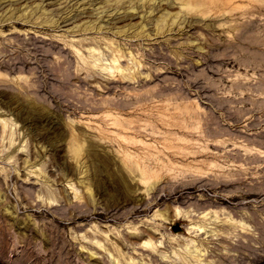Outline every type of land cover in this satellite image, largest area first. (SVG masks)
I'll list each match as a JSON object with an SVG mask.
<instances>
[{"label":"rangeland","instance_id":"obj_1","mask_svg":"<svg viewBox=\"0 0 264 264\" xmlns=\"http://www.w3.org/2000/svg\"><path fill=\"white\" fill-rule=\"evenodd\" d=\"M160 258L264 264V0H0V264Z\"/></svg>","mask_w":264,"mask_h":264},{"label":"bare ground","instance_id":"obj_2","mask_svg":"<svg viewBox=\"0 0 264 264\" xmlns=\"http://www.w3.org/2000/svg\"><path fill=\"white\" fill-rule=\"evenodd\" d=\"M179 1H181V0H179ZM183 5H188V3H185V4H183ZM249 142H250V140H249ZM239 156V155H238ZM248 158H249V156H248ZM141 171V170H140ZM147 172H149V171H143L142 173H143V175H145ZM241 174V173H240ZM237 177V176H236ZM224 178V177H223ZM238 178H240V177H238ZM221 179V178H220ZM143 182H147V178H144V180H143ZM215 212V211H214ZM177 213V212H176ZM202 216H205L206 215V213H203V214H201ZM201 216V217H202ZM211 221L212 220H204V219H199V220H197V221H192L193 223L192 224H190V225H187V226H185V231H186V233L187 234H190V235H200V234H207V229L208 228H211L210 227V223H211ZM217 222V221H216ZM224 223V225H225V227H222V228H220V230H222V232H225L226 233V230L228 229H235V228H237V227H239L240 229L242 228V229H247V224H245V222L244 221H242L241 219L240 220H232V219H227V220H225V221H223ZM215 224V223H214ZM229 233V232H228ZM192 235V236H193ZM208 235V234H207ZM205 237H207V236H205ZM182 238V237H181ZM151 239V238H150ZM176 240H178V239H176ZM153 241V240H152ZM204 242V241H203ZM202 244V243H201ZM149 245V244H148ZM186 245H187V243H186ZM141 246H143V247H147V244L146 243H143V245H141ZM185 246V245H184ZM143 249V248H142ZM145 249H147L151 254H149V255H156V252H157V250H155V246L154 247H147V248H145ZM144 250V249H143ZM146 251V250H145ZM195 251V250H194ZM184 253V252H183ZM181 255V254H180ZM184 256V255H183ZM192 256V255H191ZM201 256V255H200ZM186 257V256H185ZM162 258V257H161ZM161 258L160 259H158L159 260V262H160V264L162 263V261L164 260V259H162L161 260ZM173 259V258H172ZM181 259V258H180ZM184 259H186V261H187V258H184ZM169 261V260H168Z\"/></svg>","mask_w":264,"mask_h":264}]
</instances>
